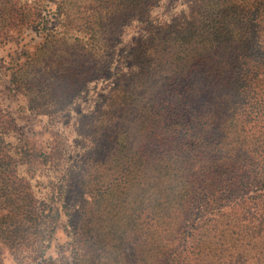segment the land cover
Here are the masks:
<instances>
[{
	"label": "trees",
	"instance_id": "trees-1",
	"mask_svg": "<svg viewBox=\"0 0 264 264\" xmlns=\"http://www.w3.org/2000/svg\"><path fill=\"white\" fill-rule=\"evenodd\" d=\"M160 1L0 0V47L40 24L46 3L88 35L47 34L9 62L32 111L65 105L83 83H115L82 121L90 197L72 264H264V0H189L186 18L154 23ZM134 18V70L114 73L110 49ZM16 129L0 103V264L24 253L57 264L43 246L48 208L18 170L60 153L14 146Z\"/></svg>",
	"mask_w": 264,
	"mask_h": 264
},
{
	"label": "rangeland",
	"instance_id": "rangeland-1",
	"mask_svg": "<svg viewBox=\"0 0 264 264\" xmlns=\"http://www.w3.org/2000/svg\"><path fill=\"white\" fill-rule=\"evenodd\" d=\"M45 5L40 24L17 32L11 42L0 47V103L16 120L17 129L6 137L10 143L45 154L54 150H57L55 154L60 153L58 158L37 165L33 173L25 165L19 166L18 171L30 180L36 198L48 208L42 226L46 258H53L57 264H72L79 211L83 200L90 197L84 196L81 182L86 177V155L93 143L82 130V121L101 104L105 95L114 91L115 83L107 78L83 83L65 105L56 104L41 114L31 110L26 93L10 83L9 62L17 61L25 48L42 44L47 34H67L89 42L85 33L66 30L62 19L54 15L52 3ZM189 15V0H161L150 17L154 23H164ZM142 31L143 22L137 18L120 28L110 49L112 72L127 73L134 68L131 53ZM23 256L17 260L6 254L4 264H37L36 260L27 258V253Z\"/></svg>",
	"mask_w": 264,
	"mask_h": 264
}]
</instances>
